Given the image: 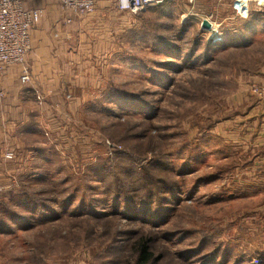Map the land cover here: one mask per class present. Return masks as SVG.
<instances>
[{
	"label": "rangeland",
	"instance_id": "rangeland-1",
	"mask_svg": "<svg viewBox=\"0 0 264 264\" xmlns=\"http://www.w3.org/2000/svg\"><path fill=\"white\" fill-rule=\"evenodd\" d=\"M42 1L0 72V264H264V13Z\"/></svg>",
	"mask_w": 264,
	"mask_h": 264
},
{
	"label": "built area",
	"instance_id": "built-area-1",
	"mask_svg": "<svg viewBox=\"0 0 264 264\" xmlns=\"http://www.w3.org/2000/svg\"><path fill=\"white\" fill-rule=\"evenodd\" d=\"M33 1L34 0H0V72L9 65L19 64L25 61L31 46L32 29L40 22L42 17V10L30 4ZM56 1L68 10L88 13L93 11L102 0ZM104 1H106L108 5H113L119 11L138 13L149 7H158L180 0ZM233 6L237 14L244 17H250V14L253 13H264V0H233ZM211 29L214 30L213 23H211ZM213 36L212 34L211 38H213ZM21 79L24 82L29 81L27 72L22 74Z\"/></svg>",
	"mask_w": 264,
	"mask_h": 264
},
{
	"label": "crops",
	"instance_id": "crops-1",
	"mask_svg": "<svg viewBox=\"0 0 264 264\" xmlns=\"http://www.w3.org/2000/svg\"><path fill=\"white\" fill-rule=\"evenodd\" d=\"M49 1L52 0H47V2ZM42 2V0H34L30 4L38 7ZM35 29L36 27L32 29L33 35L35 34ZM259 82L261 95L250 94V148L252 147L251 151H254L263 147L261 159L264 162V73H262Z\"/></svg>",
	"mask_w": 264,
	"mask_h": 264
},
{
	"label": "trees",
	"instance_id": "trees-1",
	"mask_svg": "<svg viewBox=\"0 0 264 264\" xmlns=\"http://www.w3.org/2000/svg\"><path fill=\"white\" fill-rule=\"evenodd\" d=\"M161 6H164V5H161ZM159 7V6H158ZM177 47V46H176ZM209 45H207V48L205 50H209ZM195 48L192 47L190 50H189V53L190 52H194ZM167 187V186H166ZM166 187H162L164 190H167L168 188ZM162 188H159V189H162ZM173 192V191H172ZM161 196H157L156 198L157 199H160ZM163 198V197H162ZM11 214L14 216L15 214L13 212H11ZM151 237H140L139 238V241L137 243V248H135V251H138L139 254H140V258H139V263L140 264H150L149 262L152 260V258L154 257L153 255V252L150 250V247H149V243L151 241ZM193 250V249H191ZM186 255L188 254H191L192 252H187L185 251ZM215 261H212L211 264H213Z\"/></svg>",
	"mask_w": 264,
	"mask_h": 264
},
{
	"label": "water",
	"instance_id": "water-1",
	"mask_svg": "<svg viewBox=\"0 0 264 264\" xmlns=\"http://www.w3.org/2000/svg\"><path fill=\"white\" fill-rule=\"evenodd\" d=\"M202 25H203V28L204 29H211V23L208 21V20H203V23H202ZM215 41V39H213V41H211V42H214Z\"/></svg>",
	"mask_w": 264,
	"mask_h": 264
}]
</instances>
